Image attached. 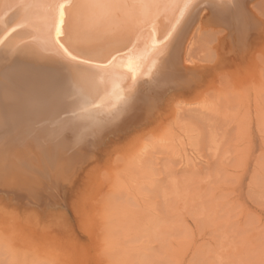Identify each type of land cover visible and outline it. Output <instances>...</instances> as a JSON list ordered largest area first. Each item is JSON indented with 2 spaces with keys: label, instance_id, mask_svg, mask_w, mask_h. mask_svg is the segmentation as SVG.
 <instances>
[{
  "label": "bare ground",
  "instance_id": "6f19581e",
  "mask_svg": "<svg viewBox=\"0 0 264 264\" xmlns=\"http://www.w3.org/2000/svg\"><path fill=\"white\" fill-rule=\"evenodd\" d=\"M262 4L0 0V220L32 222L33 231L62 220L70 212L67 188L92 153L143 143L166 100L198 83L201 70L190 66L195 35L207 24L226 28L244 54L261 26L251 7ZM194 105L182 99L174 110ZM72 228L64 233L76 244Z\"/></svg>",
  "mask_w": 264,
  "mask_h": 264
},
{
  "label": "rangeland",
  "instance_id": "374dc122",
  "mask_svg": "<svg viewBox=\"0 0 264 264\" xmlns=\"http://www.w3.org/2000/svg\"><path fill=\"white\" fill-rule=\"evenodd\" d=\"M251 10L261 26L244 54L226 28L195 35L198 83L166 100L143 143L97 151L68 215L34 231L0 220V264H264V4ZM182 99L195 105L174 110Z\"/></svg>",
  "mask_w": 264,
  "mask_h": 264
},
{
  "label": "water",
  "instance_id": "95a60500",
  "mask_svg": "<svg viewBox=\"0 0 264 264\" xmlns=\"http://www.w3.org/2000/svg\"><path fill=\"white\" fill-rule=\"evenodd\" d=\"M99 153L96 151V152H94V153H92V158L91 159H93V158H95V157H97V156H99L98 155ZM91 160H87L86 161V164L83 166V168L78 172V176H77V179H79V177L81 176V174H82V172L85 170V168H86V166L88 165V163L90 162ZM77 182L78 181H74V182H72L73 184H71L72 186H68V188H67V191H72V189L74 188V186L77 184Z\"/></svg>",
  "mask_w": 264,
  "mask_h": 264
},
{
  "label": "snow or ice",
  "instance_id": "6c2138e0",
  "mask_svg": "<svg viewBox=\"0 0 264 264\" xmlns=\"http://www.w3.org/2000/svg\"><path fill=\"white\" fill-rule=\"evenodd\" d=\"M61 19H62V17H61ZM57 31L59 32V29Z\"/></svg>",
  "mask_w": 264,
  "mask_h": 264
}]
</instances>
